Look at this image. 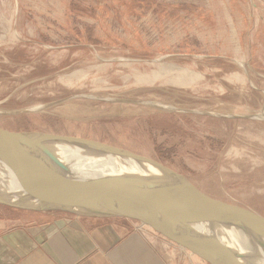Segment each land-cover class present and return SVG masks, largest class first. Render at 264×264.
<instances>
[{"label":"rangeland","instance_id":"374dc122","mask_svg":"<svg viewBox=\"0 0 264 264\" xmlns=\"http://www.w3.org/2000/svg\"><path fill=\"white\" fill-rule=\"evenodd\" d=\"M0 129L130 150L264 220V0H0Z\"/></svg>","mask_w":264,"mask_h":264},{"label":"water","instance_id":"95a60500","mask_svg":"<svg viewBox=\"0 0 264 264\" xmlns=\"http://www.w3.org/2000/svg\"><path fill=\"white\" fill-rule=\"evenodd\" d=\"M62 150L74 155L66 157ZM109 158L132 161L153 176L108 173L93 163L87 167L95 159ZM0 205L125 218L148 226L207 264H264L215 235L233 230L264 250L263 219L209 196L155 159L84 137L0 129Z\"/></svg>","mask_w":264,"mask_h":264},{"label":"crops","instance_id":"0c3cea01","mask_svg":"<svg viewBox=\"0 0 264 264\" xmlns=\"http://www.w3.org/2000/svg\"><path fill=\"white\" fill-rule=\"evenodd\" d=\"M28 212L18 225L1 216L0 264H207L129 219Z\"/></svg>","mask_w":264,"mask_h":264},{"label":"bare ground","instance_id":"6f19581e","mask_svg":"<svg viewBox=\"0 0 264 264\" xmlns=\"http://www.w3.org/2000/svg\"><path fill=\"white\" fill-rule=\"evenodd\" d=\"M61 153L66 157H72L74 155V154L70 155L71 152H69V150H64ZM90 164L108 173L134 172L142 176L145 175V177L153 176V173H151V171H147L143 169L142 167L136 165L132 161L120 162V161H114L113 159L109 158V159H95L94 161L89 163L87 167L90 166ZM90 171H96V170L91 169ZM198 228L203 231H208V227L205 225H199ZM210 233L213 234L212 232ZM215 235L221 242H226L228 244L232 243L239 250L246 249V251L249 252L254 258H256L258 261H263L264 263V250L261 249V247H259L256 243L251 242L248 239L244 238L242 233L229 229H224L222 232L216 231Z\"/></svg>","mask_w":264,"mask_h":264},{"label":"built area","instance_id":"2783aa9c","mask_svg":"<svg viewBox=\"0 0 264 264\" xmlns=\"http://www.w3.org/2000/svg\"><path fill=\"white\" fill-rule=\"evenodd\" d=\"M134 228L137 229L138 231H143L145 229H149L148 226L140 223V222H134Z\"/></svg>","mask_w":264,"mask_h":264},{"label":"trees","instance_id":"16d2710c","mask_svg":"<svg viewBox=\"0 0 264 264\" xmlns=\"http://www.w3.org/2000/svg\"><path fill=\"white\" fill-rule=\"evenodd\" d=\"M10 208V207H9ZM13 209V208H12ZM15 210H18V209H15Z\"/></svg>","mask_w":264,"mask_h":264}]
</instances>
